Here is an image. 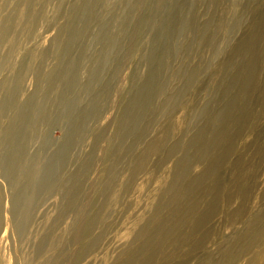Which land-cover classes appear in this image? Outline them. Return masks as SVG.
Returning a JSON list of instances; mask_svg holds the SVG:
<instances>
[{"label": "rangeland", "instance_id": "obj_1", "mask_svg": "<svg viewBox=\"0 0 264 264\" xmlns=\"http://www.w3.org/2000/svg\"><path fill=\"white\" fill-rule=\"evenodd\" d=\"M0 264H264V0H0Z\"/></svg>", "mask_w": 264, "mask_h": 264}]
</instances>
